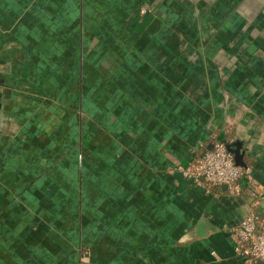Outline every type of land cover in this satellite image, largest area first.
Wrapping results in <instances>:
<instances>
[{
    "label": "crops",
    "instance_id": "0c3cea01",
    "mask_svg": "<svg viewBox=\"0 0 264 264\" xmlns=\"http://www.w3.org/2000/svg\"><path fill=\"white\" fill-rule=\"evenodd\" d=\"M217 131L264 186V0H0V264H244Z\"/></svg>",
    "mask_w": 264,
    "mask_h": 264
},
{
    "label": "built area",
    "instance_id": "2783aa9c",
    "mask_svg": "<svg viewBox=\"0 0 264 264\" xmlns=\"http://www.w3.org/2000/svg\"><path fill=\"white\" fill-rule=\"evenodd\" d=\"M224 131L226 126L222 128ZM234 141L231 135L219 136L218 131L209 137V146L193 155L185 166L170 168L191 179L216 198L236 196L243 200L246 210L230 225L228 235L234 255L244 264H264V186L257 181L251 168L237 165L226 143Z\"/></svg>",
    "mask_w": 264,
    "mask_h": 264
},
{
    "label": "water",
    "instance_id": "95a60500",
    "mask_svg": "<svg viewBox=\"0 0 264 264\" xmlns=\"http://www.w3.org/2000/svg\"><path fill=\"white\" fill-rule=\"evenodd\" d=\"M227 149L233 154L234 162L237 165L240 166H246V162L244 161V150L242 148V143L240 140H234L231 142L226 143ZM173 176L175 179L179 182L180 186H184L190 183L191 179L189 178H184L182 176V173L179 171H176L173 173ZM180 188V187H179ZM203 222V219L200 221V223Z\"/></svg>",
    "mask_w": 264,
    "mask_h": 264
}]
</instances>
